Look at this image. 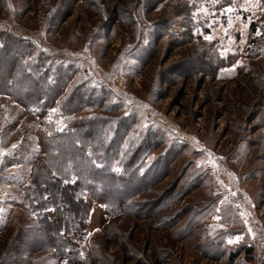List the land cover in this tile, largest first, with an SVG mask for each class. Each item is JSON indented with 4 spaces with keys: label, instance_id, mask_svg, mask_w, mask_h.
Here are the masks:
<instances>
[{
    "label": "rangeland",
    "instance_id": "1",
    "mask_svg": "<svg viewBox=\"0 0 264 264\" xmlns=\"http://www.w3.org/2000/svg\"><path fill=\"white\" fill-rule=\"evenodd\" d=\"M252 3L0 0V39L78 70L95 91L86 101L104 104L93 131L123 144L113 172L138 175L117 188L123 201L85 195L74 248L46 247L23 187L41 135L86 114L26 113L0 97V264H264V0Z\"/></svg>",
    "mask_w": 264,
    "mask_h": 264
},
{
    "label": "trees",
    "instance_id": "2",
    "mask_svg": "<svg viewBox=\"0 0 264 264\" xmlns=\"http://www.w3.org/2000/svg\"><path fill=\"white\" fill-rule=\"evenodd\" d=\"M47 60L21 38L0 39V97L8 98L26 113L37 111L45 116L59 108L68 116L86 114L84 121L68 131L52 128L41 135V156L33 163L23 187L26 204L43 222L46 247L65 255L74 248L69 240L79 239L88 228L90 205L85 195L100 204L123 201L117 188H129L138 175L123 179L113 172L114 166L124 167L125 162L116 163L115 158V149L123 144L116 140L109 144L104 131H93L92 124L99 115L93 117L92 108L104 110L101 100L85 99V93L91 97L95 91L75 79L78 70L74 67L47 66ZM127 163L137 167L135 158ZM253 251L247 247V257L253 256ZM238 255L231 253L230 257Z\"/></svg>",
    "mask_w": 264,
    "mask_h": 264
},
{
    "label": "snow or ice",
    "instance_id": "3",
    "mask_svg": "<svg viewBox=\"0 0 264 264\" xmlns=\"http://www.w3.org/2000/svg\"><path fill=\"white\" fill-rule=\"evenodd\" d=\"M247 2H248L249 4H251L252 7H256V6H257L256 3H252V0H247ZM257 3H258V0H257ZM227 11L231 12V11H232V8H228ZM257 34L259 35V32H257ZM205 38H206V39H211V37H205ZM229 242H231V241H229Z\"/></svg>",
    "mask_w": 264,
    "mask_h": 264
}]
</instances>
